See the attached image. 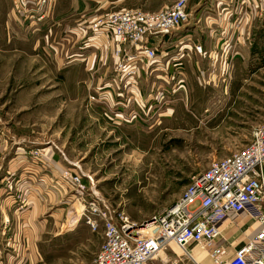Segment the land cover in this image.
<instances>
[{"label":"rangeland","instance_id":"obj_1","mask_svg":"<svg viewBox=\"0 0 264 264\" xmlns=\"http://www.w3.org/2000/svg\"><path fill=\"white\" fill-rule=\"evenodd\" d=\"M20 1L23 2H15ZM53 1L56 0H46L41 8L28 5L26 11L21 4L19 9L29 21L30 16L38 24L47 20L49 29H55L49 35L39 24L34 34L23 28L21 36L10 37L11 29L5 17L0 16V144L4 159L12 158L17 148H30L28 145L33 147L31 151L53 146L56 153L78 166L72 168L83 177L89 196L76 203L69 194L57 230L52 225L49 233L43 235L42 244L34 247L31 253L34 255L29 256L27 263L26 258L24 262L21 257L17 261H21L18 264H92L86 254H78L80 237L69 231L77 220L84 224L79 212L85 200H98L110 213L124 211L145 229L183 195L193 175L206 170L212 160L232 155L249 143L253 129L264 117V22L258 23L250 36L236 46L238 57L231 67L235 70L234 80L220 85L195 84L177 93L163 86L160 89L165 93L162 117L152 118L151 113L146 127L131 123L132 128H127V123H120L113 124L112 129L94 115L103 109L89 96L91 70L69 75L59 70V65L69 61L78 44L74 39L62 38L64 32H59L58 24L54 27ZM75 1L94 9L95 13L88 10V15L84 14V20L89 19L84 24H92L111 12L124 9L155 12L176 0ZM11 2L15 9L14 0ZM197 3L198 0L189 3L191 19L185 28L194 23ZM38 13H46L41 21ZM78 18L71 16L67 20ZM28 20H24V26ZM82 42L83 45L85 39ZM31 44L35 46L34 52L29 51ZM68 78L85 79L77 85ZM64 223L65 231L70 232L64 235L69 236H54L63 233ZM148 229L146 235L150 234ZM93 235V245L97 242L100 248L103 230ZM221 243L230 254L234 252L229 244L223 240ZM173 250L169 248L162 254L167 264H195L179 250ZM194 253L202 254L198 249ZM204 255L201 264H211L208 258L204 260Z\"/></svg>","mask_w":264,"mask_h":264},{"label":"crops","instance_id":"obj_2","mask_svg":"<svg viewBox=\"0 0 264 264\" xmlns=\"http://www.w3.org/2000/svg\"><path fill=\"white\" fill-rule=\"evenodd\" d=\"M242 1L198 0L199 7L193 15L192 26L175 33L169 37L167 44L161 45V48L176 60L170 64L169 68V74L179 75L175 89H172V84L166 85L168 83L164 81V65L161 64L158 67L160 71H156L152 76L148 75V69L143 66L140 76L135 80L136 85L131 89L137 93L135 100L131 101L122 95L118 96L119 93L122 94L120 91L124 90L114 72L115 60L111 57V50L104 45L101 37L95 36L90 28L91 24H84V21L89 20H84V14H87L88 10L93 12L94 9L87 8L81 1L71 0V4H68V0L53 1L54 27L58 24L59 32L61 34L64 32L62 38L74 39V42L78 44L77 47L75 46V51L71 52L69 61L64 60L59 65V70L67 75L71 72L91 70L88 81L92 90L89 96L95 97L97 101L92 102L103 109V111L94 112V115L114 129L113 124L124 123L115 119L116 112L122 111L123 107H129L130 110L127 112L132 111V108L140 110L143 105L150 104L158 108L157 98H155L158 87L165 86L167 91L177 93L185 91L186 87L190 89L195 84L220 85L221 82L224 84L234 80L235 70L231 67L238 57L235 51L236 46L250 36L252 29L256 28L258 23L264 22V11L257 0H248L247 3ZM11 3V0H0V16L5 17L7 26L11 29L8 31L12 32L10 37L21 36L23 28L30 29V33L34 34L35 26L39 27L41 23L25 19L19 10L12 9ZM71 16H79L80 19L69 22L67 19ZM24 20L29 21L26 22V26H24ZM46 22L47 20L41 24V29L49 35L55 29H49L50 24ZM83 39L85 43L82 45ZM187 39H191V43L187 44ZM193 45L202 46L203 53L198 54L194 51ZM29 47L30 52L35 51L34 44ZM86 53L88 55H85ZM84 79L70 80L78 85ZM151 113H153L152 118L163 115L161 109L159 111L155 109ZM131 123L146 127L147 121L145 119L124 124L128 126L127 128H132L129 125ZM151 128L154 127L149 126V129ZM27 147L30 148H17L12 158L4 159L2 144H0V264H13L20 257L21 261L26 258L27 263L29 256L34 252V247L42 244L40 242H43V235L49 233L52 225L57 230L60 214L64 211L71 192L69 184L62 179V171L69 168L77 172L75 168L78 166L65 156L62 157L56 153L53 146L39 147L44 149V158L41 161L33 159L30 155L33 147L29 145ZM232 222L234 223H231V219H227L222 223L221 229L226 243L235 251L254 236L258 227L257 223L243 216L235 218ZM64 228L65 223L62 225L63 233L60 231L54 236L59 234L57 237H66L69 235L64 234L71 232V235L80 237L78 254H86L88 260L91 259L93 262L100 248L97 242L93 245L94 235L90 228L78 220L70 225L69 233ZM221 241H218L216 245L222 244ZM19 247L22 248L23 255ZM195 255L200 260L202 255L199 253ZM21 261H17V264Z\"/></svg>","mask_w":264,"mask_h":264},{"label":"built area","instance_id":"obj_3","mask_svg":"<svg viewBox=\"0 0 264 264\" xmlns=\"http://www.w3.org/2000/svg\"><path fill=\"white\" fill-rule=\"evenodd\" d=\"M15 1V9L19 10L22 4L24 11L28 5L41 8L46 3V0ZM190 1L176 0L155 12L139 9L111 12L91 24V30L103 39L115 60L114 72L124 90L118 96L135 100L137 93L131 89L143 66L152 76L164 65V81L175 89L179 75L169 74V68L176 60L161 45L190 24ZM257 2L264 11V0ZM44 14L38 13L39 21L44 19ZM30 17L31 22L35 20L34 16ZM186 43H191V39ZM193 47L198 54L203 53L202 46ZM160 89L155 96L158 108L150 104L127 112L129 107L122 106L115 119L124 123L144 121L152 111L161 109L165 93ZM90 99L97 101L95 97ZM30 155L36 161L44 158L43 151L39 150L31 151ZM61 176L71 188L69 197L73 202L89 196L79 173L64 170ZM85 201L82 211L85 225L94 233L103 230V242L92 264H155L169 248L181 251V255L195 264L202 262L194 249L204 253L211 264H264V117L242 150L212 160L206 170L190 178L183 195L147 225L152 226L147 231L149 235L142 233L144 229L124 211L110 213L98 200ZM192 206L195 208L191 209ZM240 216L257 223L258 230L245 245L230 254L228 248L216 243L220 238L227 242L223 238L222 223L227 219L234 223Z\"/></svg>","mask_w":264,"mask_h":264},{"label":"bare ground","instance_id":"obj_4","mask_svg":"<svg viewBox=\"0 0 264 264\" xmlns=\"http://www.w3.org/2000/svg\"><path fill=\"white\" fill-rule=\"evenodd\" d=\"M76 203L78 202V200H76L75 201ZM84 208V207H83ZM83 208L80 210V216H82L83 217V213H82V211H83ZM152 226H147V228H145L144 230H142V233H145L146 232V230L148 229V228H151ZM181 252V251H180ZM165 253V252H164ZM202 255V254H201ZM203 255H204V253H203ZM164 257V258H163ZM163 257H161L160 258V261H163L165 264H167V262H168V260L166 259V256H163ZM202 259H203V257L201 256L200 257V260L202 261Z\"/></svg>","mask_w":264,"mask_h":264},{"label":"trees","instance_id":"obj_5","mask_svg":"<svg viewBox=\"0 0 264 264\" xmlns=\"http://www.w3.org/2000/svg\"><path fill=\"white\" fill-rule=\"evenodd\" d=\"M85 182V181H84Z\"/></svg>","mask_w":264,"mask_h":264}]
</instances>
